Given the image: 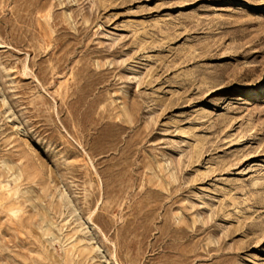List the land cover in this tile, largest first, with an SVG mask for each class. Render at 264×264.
<instances>
[{"label": "rangeland", "instance_id": "374dc122", "mask_svg": "<svg viewBox=\"0 0 264 264\" xmlns=\"http://www.w3.org/2000/svg\"><path fill=\"white\" fill-rule=\"evenodd\" d=\"M0 264H264V0H0Z\"/></svg>", "mask_w": 264, "mask_h": 264}]
</instances>
